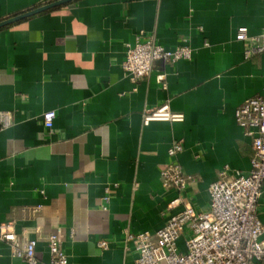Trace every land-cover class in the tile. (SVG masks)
Instances as JSON below:
<instances>
[{"label":"crops","instance_id":"obj_1","mask_svg":"<svg viewBox=\"0 0 264 264\" xmlns=\"http://www.w3.org/2000/svg\"><path fill=\"white\" fill-rule=\"evenodd\" d=\"M57 1L0 0V22ZM242 27L249 39L238 41ZM140 34L187 45L192 58L158 61L133 82L123 62ZM257 37L264 47V0H73L0 29V112L12 116L0 130V231L37 240L40 263L60 231L69 264H136L128 234L163 228L178 197L206 211L223 172L249 174L252 141L235 112L263 95L264 52L246 57ZM164 105L183 119L145 125V111ZM178 142L189 177L180 194L161 176ZM0 264L27 263L2 244Z\"/></svg>","mask_w":264,"mask_h":264},{"label":"built area","instance_id":"obj_2","mask_svg":"<svg viewBox=\"0 0 264 264\" xmlns=\"http://www.w3.org/2000/svg\"><path fill=\"white\" fill-rule=\"evenodd\" d=\"M236 39L248 40L247 28H239ZM251 39L254 46L246 51L247 58L264 52L260 37ZM192 55L193 51L187 45L167 50L153 38L140 34L134 44L127 45L123 69L131 81L137 82L148 77L158 61L171 64L191 60ZM143 117L145 125L183 119L182 115L171 112L168 105L146 110ZM235 117L244 135L252 141L249 174L229 179L223 172L222 177L208 188L210 203L206 211H197L178 197L172 206H183L170 216L163 228L155 232L128 234L127 241L138 252L136 264H264V222L258 215L264 186V89L263 95L250 98L238 107ZM55 119V111L46 112L43 116L45 128L52 129ZM11 125V114L1 111L0 130ZM182 152V143L172 144L168 151L171 161L161 173L164 188L178 194L189 182L176 160ZM109 200L106 195L105 201ZM37 243V240H29L20 244L12 226H4L0 231V246L7 244L12 255L27 264H69L60 231L48 238L49 262L38 261ZM100 246L106 248V243Z\"/></svg>","mask_w":264,"mask_h":264},{"label":"water","instance_id":"obj_3","mask_svg":"<svg viewBox=\"0 0 264 264\" xmlns=\"http://www.w3.org/2000/svg\"><path fill=\"white\" fill-rule=\"evenodd\" d=\"M71 1H73V0H59L57 2H53V3H50V4H46V5L40 6L38 8L33 9V10H30L28 12H24L22 14H19V15L15 16V17L3 20V21L0 22V29H3L5 27L11 26V25H14L16 23H19L21 21L29 19V18H31L33 16L42 14L44 12L50 11L52 9H55V8L60 7L62 5H65V4H67V3L71 2Z\"/></svg>","mask_w":264,"mask_h":264}]
</instances>
